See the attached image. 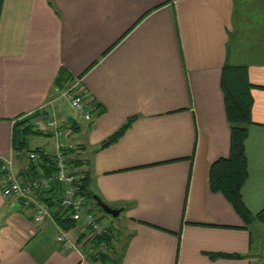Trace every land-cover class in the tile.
I'll use <instances>...</instances> for the list:
<instances>
[{
	"label": "crops",
	"instance_id": "crops-1",
	"mask_svg": "<svg viewBox=\"0 0 264 264\" xmlns=\"http://www.w3.org/2000/svg\"><path fill=\"white\" fill-rule=\"evenodd\" d=\"M224 63L244 65L252 84L240 196L254 213L264 206V0H0V159L28 172L12 124L26 116L45 133L42 105L66 133L82 131L69 140L88 188L119 208L111 243L126 233L101 262L78 239L80 222L66 228L76 248H65L54 221L34 224L0 191V264H264V221L246 224L208 186L211 162L228 154ZM72 81L97 105L83 126L58 96ZM51 139L31 148L52 154Z\"/></svg>",
	"mask_w": 264,
	"mask_h": 264
},
{
	"label": "built area",
	"instance_id": "built-area-1",
	"mask_svg": "<svg viewBox=\"0 0 264 264\" xmlns=\"http://www.w3.org/2000/svg\"><path fill=\"white\" fill-rule=\"evenodd\" d=\"M77 81L61 87L58 96L79 111L85 119L90 118L91 111L96 104L93 99L84 97L77 89ZM42 117V128L48 132L55 142L52 154L30 148L25 155L32 170H15L11 157L0 159V191L2 195L12 196L20 201V205L29 209L30 219L34 224L44 218L54 221L57 231L55 240L65 248H76V240L70 236L66 228L54 219V215L62 214L73 222H80L79 234L83 241L92 245V241L99 236L109 234L107 225L102 224L88 205L84 196L78 192V183L83 176L80 164L71 159L77 156L78 145L65 138L66 131L45 112L38 107ZM46 159L48 170L43 171L42 164ZM46 165V164H45ZM47 167V165H46ZM78 235V236H79ZM106 243L99 242L96 252L104 251ZM89 248V247H88ZM92 251L91 248H89Z\"/></svg>",
	"mask_w": 264,
	"mask_h": 264
},
{
	"label": "trees",
	"instance_id": "trees-1",
	"mask_svg": "<svg viewBox=\"0 0 264 264\" xmlns=\"http://www.w3.org/2000/svg\"><path fill=\"white\" fill-rule=\"evenodd\" d=\"M63 70H60L55 82L57 81L59 85H62L61 74ZM252 84L248 81L246 76L245 67L242 64L231 65L229 63H224L221 69L220 76V88L222 91L224 113L226 119L229 123V139H228V154L224 157H218L213 162H211L208 169V186L211 190L220 191L225 198L230 202L236 213L241 217V219L249 224L254 221H264V206L254 213H251L241 200L240 196V186L242 185L244 179L246 178V157L244 153V138L247 132V125L252 122L250 119L249 107L251 104V96L249 93V87ZM97 106V105H96ZM28 117H22L20 119L14 120L12 124V139L14 128L20 125V130L24 131L28 128L30 124H23ZM131 118L124 122L118 129L112 132L108 137H106L101 145L108 143L109 141L116 138L122 133L124 128L127 126ZM32 126V125H31ZM33 131L39 132L37 128H31ZM45 132V131H44ZM50 135L48 132H45ZM19 144L17 147L23 145V139H18ZM77 144V143H76ZM39 150L38 148H34ZM40 151V150H39ZM42 164L43 171H47L48 162ZM75 164H82L79 157L71 159ZM47 167H46V165ZM33 165H30L27 169L32 170ZM48 168V169H47ZM87 170L83 169V176L78 183V192L82 194L85 200L92 198V191L89 190L87 185ZM87 202V201H86ZM54 219L64 228L69 227L73 222L70 218L65 215L57 214L54 215ZM81 239V236H78ZM104 241L106 247L104 251L96 252L90 251L89 254L95 258L99 259L101 262L106 260H113L112 257H108L110 251L115 250L113 244L109 239V234H103L99 236L96 240L92 241V246H97L99 242ZM86 242V241H83ZM110 247L108 253L106 249ZM121 246L119 248V251ZM118 251V253H119ZM117 253V255H118ZM211 256L218 257H238L239 254L235 252H211ZM109 260V261H110ZM113 262V261H112Z\"/></svg>",
	"mask_w": 264,
	"mask_h": 264
},
{
	"label": "rangeland",
	"instance_id": "rangeland-1",
	"mask_svg": "<svg viewBox=\"0 0 264 264\" xmlns=\"http://www.w3.org/2000/svg\"><path fill=\"white\" fill-rule=\"evenodd\" d=\"M63 108H64V113L68 114L69 117H72L73 119H75L80 126H83L85 124V119L82 117V114L77 111L76 109H74L73 107H71L67 102L65 101H61ZM22 118V117H21ZM28 121L27 119L24 121L23 124H27ZM33 127H31V125L28 126V128L24 131L20 130V125L17 126L16 128H14V132H13V140H14V144L17 143L18 139L21 138V140L23 139V145L21 147H18L17 151H14L16 154H18L19 157H25V153L27 151L28 148H31L34 146L35 143H37L38 141L42 140V141H51V137L50 135H47L45 133L42 132H37V131H33V129H31ZM69 130V129H68ZM67 132V130H65ZM82 131L79 130H71L70 132H68L65 135V138L69 139V135L71 137L74 138V140H78V138L81 136ZM98 211V210H96ZM102 215L99 217L100 218V222L102 224L107 225V227L109 226L110 230H115L116 229V219H119L120 216L116 215V216H112L108 213H101ZM119 217V218H117ZM126 233L125 232H121L120 234L117 233L116 235V239H114L113 241V247H114V251H113V257L114 259L117 256V253L119 251V248L121 246V243L123 241V239L125 238ZM88 247L91 248L93 251L97 250L95 246L89 245ZM100 253V252H99Z\"/></svg>",
	"mask_w": 264,
	"mask_h": 264
},
{
	"label": "water",
	"instance_id": "water-1",
	"mask_svg": "<svg viewBox=\"0 0 264 264\" xmlns=\"http://www.w3.org/2000/svg\"><path fill=\"white\" fill-rule=\"evenodd\" d=\"M92 198L94 199L98 207L105 213L115 216L119 212V208L109 206L104 201H102L96 194H92Z\"/></svg>",
	"mask_w": 264,
	"mask_h": 264
}]
</instances>
